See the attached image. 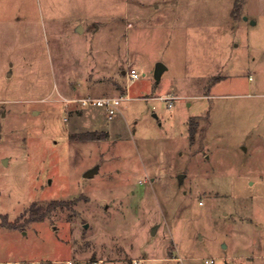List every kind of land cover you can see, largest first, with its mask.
I'll list each match as a JSON object with an SVG mask.
<instances>
[{"label": "rangeland", "instance_id": "obj_1", "mask_svg": "<svg viewBox=\"0 0 264 264\" xmlns=\"http://www.w3.org/2000/svg\"><path fill=\"white\" fill-rule=\"evenodd\" d=\"M234 4L0 0V264H264V0Z\"/></svg>", "mask_w": 264, "mask_h": 264}, {"label": "built area", "instance_id": "obj_2", "mask_svg": "<svg viewBox=\"0 0 264 264\" xmlns=\"http://www.w3.org/2000/svg\"><path fill=\"white\" fill-rule=\"evenodd\" d=\"M129 78L132 82H135L140 78V74L137 70H131L129 72ZM175 100L174 97L167 98L165 101H171L168 103V108H173L174 104L173 101ZM122 101L121 98H96L92 100H82V104L84 106L92 105L94 107H100V108H105L107 110L108 114V119L111 120L113 118V114L116 111L117 106L119 103ZM102 264V263H100ZM208 264H212V261H208Z\"/></svg>", "mask_w": 264, "mask_h": 264}, {"label": "water", "instance_id": "obj_3", "mask_svg": "<svg viewBox=\"0 0 264 264\" xmlns=\"http://www.w3.org/2000/svg\"><path fill=\"white\" fill-rule=\"evenodd\" d=\"M247 18L245 17V20ZM254 23V22H252ZM80 29L82 30V28L80 27ZM167 70V67L165 66L164 63L162 62H158L156 64V67H155V79L157 82H159L162 78V75L163 73ZM6 162V161H5ZM100 168L101 166L100 165H96L94 166L93 168L87 170L84 174V178H88V179H92L94 178L95 176H97L100 172ZM184 179V176H180V180L183 181ZM87 227V226H86ZM156 229L153 230V234L155 233Z\"/></svg>", "mask_w": 264, "mask_h": 264}, {"label": "trees", "instance_id": "obj_4", "mask_svg": "<svg viewBox=\"0 0 264 264\" xmlns=\"http://www.w3.org/2000/svg\"><path fill=\"white\" fill-rule=\"evenodd\" d=\"M247 0H235V4H234V10L232 11V14H234V16H236V14L243 8V5L245 4ZM219 79L217 77H215L213 80H212V84L214 83H217ZM57 203V202H56ZM31 213L33 215H37L39 212L38 210H36L35 208H32L31 209ZM41 218L37 219V220H40ZM6 224H8V227H13L12 224H9L8 222H6Z\"/></svg>", "mask_w": 264, "mask_h": 264}, {"label": "crops", "instance_id": "obj_5", "mask_svg": "<svg viewBox=\"0 0 264 264\" xmlns=\"http://www.w3.org/2000/svg\"><path fill=\"white\" fill-rule=\"evenodd\" d=\"M168 69V68H167ZM166 72V71H165ZM164 74V73H163ZM163 76V75H162ZM123 99H125V98H123Z\"/></svg>", "mask_w": 264, "mask_h": 264}]
</instances>
